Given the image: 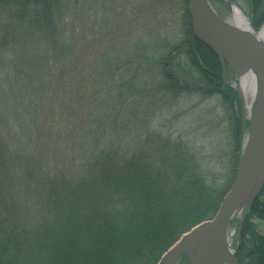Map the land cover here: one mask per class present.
Instances as JSON below:
<instances>
[{"label": "trees", "instance_id": "1", "mask_svg": "<svg viewBox=\"0 0 264 264\" xmlns=\"http://www.w3.org/2000/svg\"><path fill=\"white\" fill-rule=\"evenodd\" d=\"M144 2L0 0V264H156L229 190L191 142L153 128L182 95H214L220 62L189 14L183 42H131ZM185 47L214 68L210 91L172 67ZM255 215L258 199L241 236Z\"/></svg>", "mask_w": 264, "mask_h": 264}, {"label": "rangeland", "instance_id": "2", "mask_svg": "<svg viewBox=\"0 0 264 264\" xmlns=\"http://www.w3.org/2000/svg\"><path fill=\"white\" fill-rule=\"evenodd\" d=\"M209 2L221 18L232 22L227 0H209ZM236 2L245 11L254 32L259 34L264 25V0L256 10L252 9L249 0H236ZM140 8L135 28H142L147 35H144L145 39L138 36L131 39V42L138 44L137 42L148 39L160 43L157 40L159 34L171 42H183L185 39L183 38L185 18L188 14L190 16L188 0H145ZM130 41H123V46H127L131 43ZM197 56V54L194 56L187 51L185 47L177 51L175 64L173 62L171 65L180 75L183 74L195 81L200 78L202 83L200 81L199 83L203 89L210 91L211 88L208 86L207 80L210 74L213 77L211 71L215 70L204 63L202 56H200L201 61H198ZM220 79L222 84L214 89L216 91L214 95H205L204 97L201 93L195 94V92L182 95L177 104L169 111L157 112L156 121L153 123V128L161 129L172 138H182L191 142V148H195V151L200 155L203 174L211 178L213 176L218 178L217 189L219 192L227 186L231 188L250 136V123L246 121L245 127L243 126L246 107L235 88L236 79L228 66L225 70L221 66ZM257 199L264 203V185L255 200ZM242 212L241 210L237 213L229 225L227 236L229 245L231 249L237 247L236 258L241 264H262V259H259L257 251L260 243L259 237H264V220L259 219L256 215L250 217L251 225L247 226L246 235L241 236V240L238 241V224ZM247 221H249V213L244 223ZM177 241L172 243L165 252ZM96 257L94 254V258H91L92 261L88 258L87 263L113 264L115 260L111 254L104 255L102 258L97 257V259ZM175 264H190V262L186 255H182Z\"/></svg>", "mask_w": 264, "mask_h": 264}, {"label": "water", "instance_id": "3", "mask_svg": "<svg viewBox=\"0 0 264 264\" xmlns=\"http://www.w3.org/2000/svg\"><path fill=\"white\" fill-rule=\"evenodd\" d=\"M188 3L192 32L215 54L223 70L228 66L236 81L247 75L257 77L259 105L254 121L244 118V127L246 121L250 123V136L234 182L216 214L183 234L157 264H175L182 255L188 257L190 264H241L236 258L237 247L229 250L227 236L231 221L242 209L238 224L241 233L250 207L264 185V42L254 32L241 6L249 30L221 18L209 0ZM235 88L245 105L242 92Z\"/></svg>", "mask_w": 264, "mask_h": 264}, {"label": "bare ground", "instance_id": "4", "mask_svg": "<svg viewBox=\"0 0 264 264\" xmlns=\"http://www.w3.org/2000/svg\"><path fill=\"white\" fill-rule=\"evenodd\" d=\"M228 4L231 10L232 22L236 23L242 29L249 30L250 26L245 18L244 13L239 7L240 4L236 2V0H228ZM257 36L264 42V25ZM235 87H237L243 94L246 107V117L254 121L257 116V109L259 105V83L257 81V77L247 75L245 77L237 79V81L235 82ZM227 243L229 250L231 251L228 237Z\"/></svg>", "mask_w": 264, "mask_h": 264}, {"label": "flooded vegetation", "instance_id": "5", "mask_svg": "<svg viewBox=\"0 0 264 264\" xmlns=\"http://www.w3.org/2000/svg\"><path fill=\"white\" fill-rule=\"evenodd\" d=\"M250 209H251V207H250ZM249 212H250V210H249ZM242 228H243V227H242ZM242 228H241V233H242ZM241 233H239V235H238V241L241 240V237H240V240H239V236H241ZM238 244H239V242H238Z\"/></svg>", "mask_w": 264, "mask_h": 264}]
</instances>
